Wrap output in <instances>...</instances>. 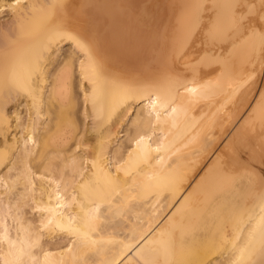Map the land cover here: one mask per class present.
I'll use <instances>...</instances> for the list:
<instances>
[{
	"label": "bare ground",
	"instance_id": "6f19581e",
	"mask_svg": "<svg viewBox=\"0 0 264 264\" xmlns=\"http://www.w3.org/2000/svg\"><path fill=\"white\" fill-rule=\"evenodd\" d=\"M0 264H264V0H0Z\"/></svg>",
	"mask_w": 264,
	"mask_h": 264
},
{
	"label": "rangeland",
	"instance_id": "374dc122",
	"mask_svg": "<svg viewBox=\"0 0 264 264\" xmlns=\"http://www.w3.org/2000/svg\"><path fill=\"white\" fill-rule=\"evenodd\" d=\"M121 135H124V133H122ZM121 138V137H120ZM123 138H125V137H123Z\"/></svg>",
	"mask_w": 264,
	"mask_h": 264
}]
</instances>
